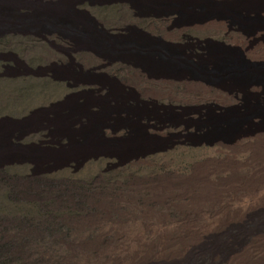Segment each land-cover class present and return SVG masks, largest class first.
<instances>
[{
    "label": "rangeland",
    "instance_id": "1",
    "mask_svg": "<svg viewBox=\"0 0 264 264\" xmlns=\"http://www.w3.org/2000/svg\"><path fill=\"white\" fill-rule=\"evenodd\" d=\"M15 5L29 21L73 11L107 59L39 18L0 38V264H207L237 235L227 218L252 193L264 205V0ZM241 55L224 90L191 79Z\"/></svg>",
    "mask_w": 264,
    "mask_h": 264
},
{
    "label": "bare ground",
    "instance_id": "2",
    "mask_svg": "<svg viewBox=\"0 0 264 264\" xmlns=\"http://www.w3.org/2000/svg\"><path fill=\"white\" fill-rule=\"evenodd\" d=\"M0 1L10 3V2H13L14 0H0ZM14 2L15 3H12L14 7L9 6V5H7L8 6L7 7L5 4L0 5V38L1 39L4 37V35L10 34V33L19 32V33H25L26 34L27 32L28 33L31 32V30L36 31L38 29L36 26V22L38 21L37 18H39L40 22H42L40 25V30L43 32L51 33L53 31H60L61 32L63 30V31H67V33H70V35L72 33H75L78 45H81V44L86 45L88 47V50L93 51V52H95L93 49L94 47L95 48L99 47L98 41H97V39H99L98 36H95L94 34H93V36L89 35L88 33H86L85 30H83V28L81 30L79 28V26H80L79 22L76 21L78 19L77 15H75V13L73 11H70L69 13H67L65 11H63V13H56V12L55 13L54 12H48L47 13V12H45V13H42L40 15H36L37 21L36 20L33 21L32 19H30V21H29V20H26L27 18L25 16L23 17L22 15L21 16L19 15L20 14V8H17L16 7L17 5H15L16 2L18 4L19 2H21V0H16ZM87 16L90 17V15H87ZM30 22H31V24H34L33 29L29 25ZM86 22L89 25L90 24L92 25L90 27H93L94 24L97 25L95 19L92 17H90L89 21L86 20ZM92 22H94V23H92ZM70 35H68V37ZM85 36H87V38ZM92 37L94 38V40H89V39H92ZM72 43H74V41ZM53 45H55V44L53 43ZM55 47L58 49L63 48L62 45H60V46L57 45ZM128 47H130V46H128ZM67 49L71 52H74V50L72 48L68 47ZM8 52H9V50H8ZM96 54L99 55L98 53H96ZM131 54L135 55L134 60H132L134 62L133 67L136 69H142L143 71H146V68L142 63H144L146 61L147 57H149V56L153 57L150 55V53L147 51V49H145V48H143L142 50L137 49L135 51V53L131 52ZM101 56L104 59H107L106 56L99 55V57H101ZM112 57H113V55H112ZM159 58H160L159 63L165 62L164 58H162V56L160 54H159ZM0 61H5V60L2 57H0ZM15 61H16L15 63L18 64L17 59ZM129 62H130V60H128V61L124 60L122 63L126 64ZM155 62H156V60H155ZM114 63H116V61H114ZM248 66L249 65L246 62L243 55H241V59L233 58L231 56H227V58H225L219 64V66L214 70V72H216V75H213L212 72H209V70H206L203 73V75H195L191 79L194 81H197V82H203L207 86L215 87V88L220 90V89H222V82L224 80H239V81L243 80L245 78L244 77L245 71L248 68ZM0 77L2 78L3 76L0 74ZM178 80H181V79L178 78ZM245 80H246V83H245L246 89L250 88L254 84L258 83V80H255L252 78L249 79V77H247ZM222 90H224V89H222ZM263 174L264 173H262V176H263ZM261 182H262V180H261ZM259 184H261V183H259ZM261 187H262V185H261ZM251 190H252V187H251ZM253 191H254V189H253ZM262 191H263V189H262ZM260 195H262V194L260 193ZM257 196L254 195L253 193L251 194V196H250V200L252 199V201H250L251 206L249 207L248 211H246L243 216H239V217H237V219L227 218L226 226L228 227L229 230L235 229L237 231L236 236H233V235L227 236L225 242H223L224 240L217 241V242L211 243L212 246H210L206 250L202 249L204 257L208 258L209 262L207 264H224V263H226V264H258L259 263L258 261H255L253 259V257L255 254H258V253L261 256L262 255L264 256V205L258 201ZM241 198H243V197H241ZM224 218H225V216H224ZM235 221H236V224L235 223L233 224V222H235ZM240 222H242L241 224L246 223L250 227L246 228V229H244V228H237L236 229V225ZM230 232L231 231H229V233ZM232 234H234V233H232ZM205 247H207V246H205ZM196 261H197V259H196ZM189 264H199V263H196L193 259L190 258Z\"/></svg>",
    "mask_w": 264,
    "mask_h": 264
},
{
    "label": "trees",
    "instance_id": "3",
    "mask_svg": "<svg viewBox=\"0 0 264 264\" xmlns=\"http://www.w3.org/2000/svg\"><path fill=\"white\" fill-rule=\"evenodd\" d=\"M5 48L7 49V47H11V45L9 44V42L8 43H6L5 45ZM116 65H119V66H122V67H125L126 69H128V68H131V67H129L128 65H125V64H116ZM131 70H132V72L134 73V75L136 76V75H142L141 74V72L139 71V70H137V69H133V68H131ZM138 73V74H137Z\"/></svg>",
    "mask_w": 264,
    "mask_h": 264
}]
</instances>
